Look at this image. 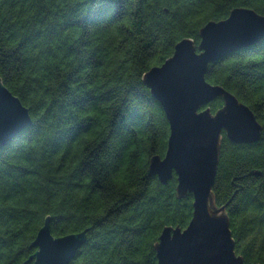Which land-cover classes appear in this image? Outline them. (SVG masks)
Segmentation results:
<instances>
[{"label": "trees", "instance_id": "trees-1", "mask_svg": "<svg viewBox=\"0 0 264 264\" xmlns=\"http://www.w3.org/2000/svg\"><path fill=\"white\" fill-rule=\"evenodd\" d=\"M238 7L264 15V0H0V77L33 120L0 150V264L35 253L47 216L56 237L90 228L70 264H158L162 230L189 224L194 197L150 172L170 125L143 76ZM206 80L263 126L251 144L223 134L213 193L244 264H264V39L210 64Z\"/></svg>", "mask_w": 264, "mask_h": 264}, {"label": "water", "instance_id": "water-1", "mask_svg": "<svg viewBox=\"0 0 264 264\" xmlns=\"http://www.w3.org/2000/svg\"><path fill=\"white\" fill-rule=\"evenodd\" d=\"M200 37L198 45L191 38L180 40L172 56L143 76L170 125L167 151L151 158L150 172L162 184L175 174L178 197H194L189 224L164 227L155 249L158 264H244L243 255L236 252L227 204L216 203L213 187L223 134L234 143L251 144L261 138L263 126L246 103L208 82L206 74L210 64L264 39V15L235 8L227 18L207 22ZM218 97L224 104L212 112L209 104ZM32 124L29 108L0 77V150ZM89 230L56 237L47 216L32 243L35 253L22 264H70Z\"/></svg>", "mask_w": 264, "mask_h": 264}, {"label": "flooded vegetation", "instance_id": "flooded-vegetation-1", "mask_svg": "<svg viewBox=\"0 0 264 264\" xmlns=\"http://www.w3.org/2000/svg\"><path fill=\"white\" fill-rule=\"evenodd\" d=\"M224 101V100H223ZM224 104V103H223ZM225 134V133H224ZM237 252V251H236ZM238 254V253H237ZM75 259V258H74ZM72 262V261H71Z\"/></svg>", "mask_w": 264, "mask_h": 264}]
</instances>
